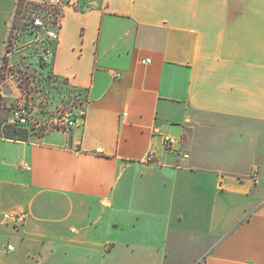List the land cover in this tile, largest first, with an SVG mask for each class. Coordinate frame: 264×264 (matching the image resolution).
I'll use <instances>...</instances> for the list:
<instances>
[{
  "label": "crops",
  "instance_id": "crops-1",
  "mask_svg": "<svg viewBox=\"0 0 264 264\" xmlns=\"http://www.w3.org/2000/svg\"><path fill=\"white\" fill-rule=\"evenodd\" d=\"M61 2L49 66L85 106L0 120V216L25 214L0 264H264V0Z\"/></svg>",
  "mask_w": 264,
  "mask_h": 264
},
{
  "label": "rangeland",
  "instance_id": "rangeland-1",
  "mask_svg": "<svg viewBox=\"0 0 264 264\" xmlns=\"http://www.w3.org/2000/svg\"><path fill=\"white\" fill-rule=\"evenodd\" d=\"M37 5L20 0L0 63V120L5 122L16 101H21L29 127L53 125L66 114L81 115L86 99L83 90L55 77L49 63L42 60L46 34L31 25Z\"/></svg>",
  "mask_w": 264,
  "mask_h": 264
},
{
  "label": "built area",
  "instance_id": "built-area-1",
  "mask_svg": "<svg viewBox=\"0 0 264 264\" xmlns=\"http://www.w3.org/2000/svg\"><path fill=\"white\" fill-rule=\"evenodd\" d=\"M39 9L32 15L31 25L38 30H42L46 34V41L42 48V60L50 62L54 54V46L57 40V28L59 26V18L61 15V0H38ZM7 42V41H6ZM2 61V59H1ZM0 61V63H1ZM142 63H149V59L141 61ZM78 122L77 117L66 114L59 121L54 122L53 125L45 123H35L31 128L38 131H45L50 129H69L76 125ZM6 123L11 126H24L28 125L27 112L24 104L21 101H16L12 108ZM164 146L166 149H172L176 144V139L173 137L165 136L163 138ZM187 157V155H184ZM154 158L153 153H148L147 161L152 162ZM25 214L21 212H5L0 216L1 222L18 225L24 221ZM12 245H7V250H12Z\"/></svg>",
  "mask_w": 264,
  "mask_h": 264
},
{
  "label": "trees",
  "instance_id": "trees-1",
  "mask_svg": "<svg viewBox=\"0 0 264 264\" xmlns=\"http://www.w3.org/2000/svg\"><path fill=\"white\" fill-rule=\"evenodd\" d=\"M19 2H20V0H19Z\"/></svg>",
  "mask_w": 264,
  "mask_h": 264
}]
</instances>
